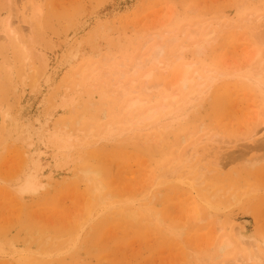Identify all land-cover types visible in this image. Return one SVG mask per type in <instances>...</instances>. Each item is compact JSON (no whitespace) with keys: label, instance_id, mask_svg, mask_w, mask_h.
<instances>
[{"label":"rangeland","instance_id":"1","mask_svg":"<svg viewBox=\"0 0 264 264\" xmlns=\"http://www.w3.org/2000/svg\"><path fill=\"white\" fill-rule=\"evenodd\" d=\"M263 67L264 0H0V264H264Z\"/></svg>","mask_w":264,"mask_h":264},{"label":"bare ground","instance_id":"2","mask_svg":"<svg viewBox=\"0 0 264 264\" xmlns=\"http://www.w3.org/2000/svg\"><path fill=\"white\" fill-rule=\"evenodd\" d=\"M207 33V32H206ZM206 33L203 34L202 38L203 40L200 41L199 43H197L195 45V48L198 52H201L203 47L205 46V44L207 43V38L213 33V30H210L207 35ZM206 35V36H205ZM164 53V48L163 46L161 47L159 44H156L155 46H153V48L151 49L150 52H148L147 54H145L142 58H138V62H136L134 65L137 67V66H145V65H148L149 63H158L160 60V56H162ZM181 57H183L182 55H179L177 56L178 59H180ZM135 68V67H134ZM264 68V67H263ZM134 72V71H133ZM152 72L149 71V72H146L144 74V77H148ZM191 71H190V65H187V64H182L180 67H178L177 69V72H176V77H175V81L176 82H179V84H181V87H185L186 84L188 83V81L191 80L192 76H191ZM204 78H211L210 76V73L209 71L207 70H204ZM124 75V74H123ZM174 81V82H175ZM175 82V83H176ZM120 84V83H119ZM177 84V83H176ZM199 86V85H197ZM199 88V87H198ZM122 91L125 92V90L127 89V87H121ZM200 91V90H199ZM176 96L174 95L172 97V100L170 101H173L176 100L175 99ZM144 106H145V99H139L138 97H134L132 99H129L128 101L125 102L123 108H122V114H123V122H126V123H129L130 125H132L131 127L134 128L135 130H142L143 128V125H146L144 122L145 121H148L149 119L153 118L155 113L158 112V108H147V109H144ZM144 109V110H143ZM174 113L173 117L171 118V122H174V120L176 121L177 119V115ZM185 115V114H184ZM182 117V116H181ZM7 119V117H6ZM8 124V122H7ZM124 124V123H123ZM10 125V124H8ZM7 125V126H8ZM128 125V124H127ZM147 126V125H146ZM138 132V131H137ZM153 137V136H151ZM145 139H147V137H145ZM262 160V159H261ZM86 172V171H85ZM88 172V171H87ZM90 173V172H88ZM93 179H96L95 178V175L93 177ZM209 189V188H208ZM208 192V191H207ZM218 193V192H216ZM216 193L215 196H216ZM207 194V193H206ZM213 194V195H214ZM219 194V193H218ZM217 194V195H218ZM208 195V194H207ZM212 195V196H213ZM214 197V196H213ZM211 197V198H213ZM217 197V196H216ZM222 198V197H220ZM238 201V200H237ZM124 207V206H123ZM129 207V206H128ZM133 207V206H132ZM127 214L129 217H132L134 218L137 214L136 212V209L135 208H130V209H127ZM197 217V219L199 218L198 216V211H197V214L195 216V218ZM216 230V229H215ZM219 230V229H218ZM217 231V230H216ZM236 241L240 239V235L235 232L234 230L231 231V234L230 235H225L222 237V239L220 240L219 242V247L220 248H224L225 246H227L231 241L230 239L232 238ZM232 239V240H233ZM241 243V241H239ZM246 245V244H244ZM262 245V248H264V242L261 244ZM248 264H262V260L261 258H259L255 253H252L251 250H249V257H248Z\"/></svg>","mask_w":264,"mask_h":264}]
</instances>
